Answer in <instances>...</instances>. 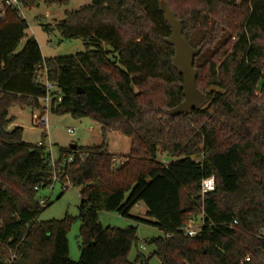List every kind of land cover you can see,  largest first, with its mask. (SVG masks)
<instances>
[{"label": "trees", "instance_id": "1", "mask_svg": "<svg viewBox=\"0 0 264 264\" xmlns=\"http://www.w3.org/2000/svg\"><path fill=\"white\" fill-rule=\"evenodd\" d=\"M182 21L183 37L202 48L195 59L197 87L206 95L198 110L172 117L184 101L183 77L174 69L172 31L159 0H92L66 12L53 26L65 40L81 39L84 52L44 58L28 22L5 7L0 16V264H149L129 254L137 228L103 227L99 213L131 218L138 204L163 236L150 240L161 264H264V0H165ZM24 11L68 7L71 0H20ZM2 9L0 8V13ZM56 91V115L91 119L101 126L100 146L60 149L23 142L9 129L14 106L43 109L39 79ZM83 93L80 94L79 90ZM112 132L130 140L123 165L108 152ZM166 155L168 166L159 160ZM72 159V161H70ZM81 188L79 261L69 255L74 221L40 222L50 206L39 192L54 178ZM214 177L215 191L201 196ZM199 219L195 237L186 229ZM237 222L236 224L234 222Z\"/></svg>", "mask_w": 264, "mask_h": 264}, {"label": "rangeland", "instance_id": "2", "mask_svg": "<svg viewBox=\"0 0 264 264\" xmlns=\"http://www.w3.org/2000/svg\"><path fill=\"white\" fill-rule=\"evenodd\" d=\"M92 0H71L68 7L52 6L45 4L39 8L30 11H24V19L28 22L29 29L26 31V39L21 43L18 52L22 51L27 43V39L35 38L40 45L44 58H56L64 56H74L86 50L85 43L81 39L65 40L58 32L46 33L43 30L44 25L53 26L55 22L65 18L66 12L80 10ZM40 106L45 109H32L29 106H14L10 109L9 117L13 123L10 130L23 128V142L29 145H39L43 143L52 153V159L55 161L59 157L60 149L70 148L72 145L80 147L100 146L103 142L102 130L100 124L85 118L75 119L71 115H56L51 110L50 99L40 100ZM47 116L49 119V128L36 124L34 118ZM108 152L116 155L117 160L128 155L130 151V140L123 135L112 132L107 138ZM163 163L170 162L166 155L159 156ZM81 188L69 187L64 191L61 183H57L52 188L43 189L39 192V198L49 201L50 206L39 217L40 222L52 220H63L66 216L74 219L68 234L69 255L72 261H79L80 251V229L81 220L80 205ZM131 218H124L117 213H99V221L105 228H127L134 226L137 228V238L139 240L137 247L133 246L129 254V261L133 262L138 253L150 258L149 264H161L160 260L153 256L155 249L147 243L163 236V232L153 226L155 220L147 215V208L143 204L140 207H134L130 212ZM202 220L199 219L192 225L199 229ZM191 225V224H190Z\"/></svg>", "mask_w": 264, "mask_h": 264}, {"label": "water", "instance_id": "3", "mask_svg": "<svg viewBox=\"0 0 264 264\" xmlns=\"http://www.w3.org/2000/svg\"><path fill=\"white\" fill-rule=\"evenodd\" d=\"M160 10L172 31V36L166 39V43L174 47V57L172 64L177 73L183 77V96L184 101L169 111L172 117L189 113L200 109L206 103V95L197 87L198 73L195 69V59L202 53V48H193L183 37L182 21L176 19L175 14L170 9L165 0H159ZM79 93L83 91L80 89ZM76 148V145H72Z\"/></svg>", "mask_w": 264, "mask_h": 264}, {"label": "built area", "instance_id": "4", "mask_svg": "<svg viewBox=\"0 0 264 264\" xmlns=\"http://www.w3.org/2000/svg\"><path fill=\"white\" fill-rule=\"evenodd\" d=\"M234 3L236 5H241L243 3H251L252 0H233ZM5 7H9L12 8L14 10H17L20 15L23 17L24 15V9L23 6L20 2V0H0V8L2 9L0 16L2 17L3 13H4V9ZM41 80V82H43L47 88V94L48 97L46 98V100L48 101L51 98V94L54 93L56 91L55 87L49 83L46 79L45 74H42L39 78ZM36 119V124H38L39 126L44 127L46 130L49 128V119L47 116H42V117H34ZM43 143H40L39 145L41 146ZM70 161H72V159H70ZM52 163L54 165V160L52 159ZM124 163L123 161L119 162L118 160H114V166L115 167H120L122 166ZM170 164V162H166L165 165L168 166ZM60 183L59 180L57 179V177L54 178V185ZM53 185V187H54ZM52 188V187H51ZM62 188L64 191L69 189V184H62ZM216 188V182H215V178L214 177H210L207 179H204L201 183V196L204 197L205 195L215 191ZM48 200L46 199H41V205H46ZM235 224L237 223L236 221L234 222ZM203 226V222L201 223V226L199 229H196L192 224L188 226V228L186 229V235L189 237H195L197 236L200 231L201 228ZM250 261V258H246L244 259L241 264H246L247 262Z\"/></svg>", "mask_w": 264, "mask_h": 264}, {"label": "crops", "instance_id": "5", "mask_svg": "<svg viewBox=\"0 0 264 264\" xmlns=\"http://www.w3.org/2000/svg\"><path fill=\"white\" fill-rule=\"evenodd\" d=\"M120 160H123L122 158ZM135 207H140V204L136 205Z\"/></svg>", "mask_w": 264, "mask_h": 264}]
</instances>
